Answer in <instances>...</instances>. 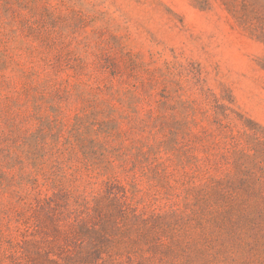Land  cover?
Returning a JSON list of instances; mask_svg holds the SVG:
<instances>
[{
    "label": "rangeland",
    "instance_id": "374dc122",
    "mask_svg": "<svg viewBox=\"0 0 264 264\" xmlns=\"http://www.w3.org/2000/svg\"><path fill=\"white\" fill-rule=\"evenodd\" d=\"M91 250L264 264V0H0V264Z\"/></svg>",
    "mask_w": 264,
    "mask_h": 264
},
{
    "label": "trees",
    "instance_id": "16d2710c",
    "mask_svg": "<svg viewBox=\"0 0 264 264\" xmlns=\"http://www.w3.org/2000/svg\"><path fill=\"white\" fill-rule=\"evenodd\" d=\"M50 198L49 197H45V200L47 201V200H49ZM122 209L121 208H119L118 209V213L121 215L122 214ZM87 233H89L88 232V230H87ZM96 253V250H91L90 252H85V262L84 261H79V260H77V257H74V256H67L66 257V260H67V264H87L88 263V261L92 258V256L94 255ZM35 255H39V256H41L42 255V253H40L38 250L34 253ZM44 254H45V252H44ZM59 257V256H58ZM17 264H20L19 262H17ZM50 264H61L59 261H57V260H50Z\"/></svg>",
    "mask_w": 264,
    "mask_h": 264
}]
</instances>
